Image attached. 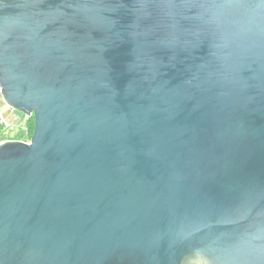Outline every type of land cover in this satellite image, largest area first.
Segmentation results:
<instances>
[{
  "label": "water",
  "instance_id": "95a60500",
  "mask_svg": "<svg viewBox=\"0 0 264 264\" xmlns=\"http://www.w3.org/2000/svg\"><path fill=\"white\" fill-rule=\"evenodd\" d=\"M0 264H264V0H0Z\"/></svg>",
  "mask_w": 264,
  "mask_h": 264
},
{
  "label": "built area",
  "instance_id": "2783aa9c",
  "mask_svg": "<svg viewBox=\"0 0 264 264\" xmlns=\"http://www.w3.org/2000/svg\"><path fill=\"white\" fill-rule=\"evenodd\" d=\"M1 86H0V96H1ZM29 117L24 116L22 119V123L20 124V126L15 127L12 126L7 119L4 117L3 113H1L0 111V126L3 128V134L0 136V143L6 140H12L10 137V133L14 132L15 130H21V132L23 133V137L27 138L24 139L22 141H26L28 142L30 140V130L28 127V121H29Z\"/></svg>",
  "mask_w": 264,
  "mask_h": 264
},
{
  "label": "rangeland",
  "instance_id": "374dc122",
  "mask_svg": "<svg viewBox=\"0 0 264 264\" xmlns=\"http://www.w3.org/2000/svg\"><path fill=\"white\" fill-rule=\"evenodd\" d=\"M1 103H2V99H1ZM9 112V113H8ZM4 117L7 119V121L15 127L20 126V124L22 123V119L24 117V115H22L21 113L18 112H12L11 110H7L5 112H2ZM8 113V114H7ZM9 114H14V116H16L18 118V120H16L15 123H11L10 121H12L9 117ZM10 137L12 140H18V141H22L25 139V137H23V133L21 132V130H15L14 132L10 133ZM27 139V138H26ZM7 141V140H6Z\"/></svg>",
  "mask_w": 264,
  "mask_h": 264
},
{
  "label": "trees",
  "instance_id": "16d2710c",
  "mask_svg": "<svg viewBox=\"0 0 264 264\" xmlns=\"http://www.w3.org/2000/svg\"><path fill=\"white\" fill-rule=\"evenodd\" d=\"M28 127L30 130V137L33 135L34 133V129H35V120L34 118H30L28 121ZM3 134V128L0 126V136ZM11 137H9L10 139Z\"/></svg>",
  "mask_w": 264,
  "mask_h": 264
},
{
  "label": "crops",
  "instance_id": "0c3cea01",
  "mask_svg": "<svg viewBox=\"0 0 264 264\" xmlns=\"http://www.w3.org/2000/svg\"><path fill=\"white\" fill-rule=\"evenodd\" d=\"M0 106H1V97H0ZM2 107H0V109H1ZM9 113V112H8ZM7 113V114H8ZM9 117H10V119L12 120V121H10L11 123H15L16 122V120H18V118L16 117V116H14V114H9Z\"/></svg>",
  "mask_w": 264,
  "mask_h": 264
},
{
  "label": "bare ground",
  "instance_id": "6f19581e",
  "mask_svg": "<svg viewBox=\"0 0 264 264\" xmlns=\"http://www.w3.org/2000/svg\"><path fill=\"white\" fill-rule=\"evenodd\" d=\"M26 139V138H25Z\"/></svg>",
  "mask_w": 264,
  "mask_h": 264
}]
</instances>
